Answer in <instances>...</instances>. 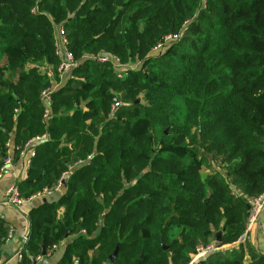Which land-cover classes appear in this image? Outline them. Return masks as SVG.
I'll list each match as a JSON object with an SVG mask.
<instances>
[{"label":"trees","instance_id":"16d2710c","mask_svg":"<svg viewBox=\"0 0 264 264\" xmlns=\"http://www.w3.org/2000/svg\"><path fill=\"white\" fill-rule=\"evenodd\" d=\"M55 26L75 61L141 67L84 60L43 121L61 76ZM43 133L19 195L65 184L29 210L18 264L70 237L56 264H189L209 244L227 247L194 264H264L238 242L264 191V0H0V165L8 141ZM8 231L0 218V246Z\"/></svg>","mask_w":264,"mask_h":264},{"label":"built area","instance_id":"2783aa9c","mask_svg":"<svg viewBox=\"0 0 264 264\" xmlns=\"http://www.w3.org/2000/svg\"><path fill=\"white\" fill-rule=\"evenodd\" d=\"M54 30H55L54 32L55 39H54L53 52H54V55L60 60L58 71L60 72L61 76L63 74L69 73L71 70L76 68L79 64H81L84 60H91V61H95L99 63H110L114 68H117V69H121L123 67L119 64V61L116 58H113L106 54L100 55V56L98 55V57L91 56V55L84 56L79 61H75L72 55L67 50V39H66V35L64 33L63 28L61 26H55ZM158 47L159 45L156 48ZM116 77L120 78L121 75L117 74ZM54 85L56 86V84ZM52 87L49 89H46L41 94V103L44 109L43 121H46L47 117L50 114V108H49L50 100H51L50 96H51V93L55 91V89H53ZM118 106H119L118 103H114L112 106V109L117 108ZM47 141H48V135L46 133L35 136L34 138L26 142L22 147L14 148L11 141H8L5 146L6 148L9 149V151L12 152V154L10 155L9 153V156L5 158L2 164L0 165V180L4 178L8 167L13 164V161H12L13 151L16 150L18 152V160L21 162L20 164L21 169H24L27 171V169L30 166L31 159L35 156L34 147L39 144H43ZM61 189H62V184L61 182H58L53 188H50V189L44 188L41 192L33 195L30 200L37 199V198L42 199L46 197H51L53 194L60 193ZM26 202H27L26 200L20 197L16 184L10 185L5 190L3 203L6 206L14 207L20 210V208L23 207V205ZM249 206H250V210H249V217L247 220V229H249L255 222H257L260 216L264 213V191L258 197L251 199L249 201ZM261 229L264 232V223ZM11 237H12V230L11 228H9L7 238L9 239ZM225 247L223 246L219 247L217 244L198 246L189 264H194L196 261L204 259L208 255L216 251L224 250ZM54 248L55 247H53L52 249ZM18 257L20 258V256Z\"/></svg>","mask_w":264,"mask_h":264},{"label":"crops","instance_id":"0c3cea01","mask_svg":"<svg viewBox=\"0 0 264 264\" xmlns=\"http://www.w3.org/2000/svg\"><path fill=\"white\" fill-rule=\"evenodd\" d=\"M10 155L12 154L9 151ZM21 162L18 160L8 167L7 172L2 180H0V218H2L12 230V237L5 239L0 246V264H18L21 259V252L26 241L29 222L28 212L30 209L37 207L42 199H32L27 201L23 207L19 209L6 206L4 202L5 190L12 184H17L24 180L26 170L21 169ZM63 186V185H62ZM63 189L60 193L53 194L48 200L56 201L62 195ZM264 223V213L260 216L249 229H246L245 238L247 243L245 248V261H250V254L264 255V232L261 227ZM70 237L67 242L61 243L59 246L51 250L50 254L39 258L34 264H56L62 257L66 245L73 240ZM20 256V258L18 257Z\"/></svg>","mask_w":264,"mask_h":264},{"label":"rangeland","instance_id":"374dc122","mask_svg":"<svg viewBox=\"0 0 264 264\" xmlns=\"http://www.w3.org/2000/svg\"><path fill=\"white\" fill-rule=\"evenodd\" d=\"M54 32H55V30H54ZM175 39L177 40L178 39V34L175 36V37H170V38H168V39H166L164 42H162L160 45H159V47L158 48H156L155 50H153L152 51V54H154V55H158V54H160L161 52H163V51H165L166 50V48L173 42V41H175ZM100 55H105V54H99V56ZM91 56H97L98 57V55H91ZM95 62V61H94ZM141 67V62H134V64H128V63H126V64H123V67L121 68V69H119V70H124V69H129V68H140ZM122 72H119V74H121ZM69 78H70V76L68 75L67 76V74H63L62 76H60L59 77V80L58 81H55L54 80V82H52L53 84H56V86L55 85H53V89H55V91H58V90H60L63 86H66L67 84H68V82H69ZM74 78H77L76 76L74 77ZM75 85V84H74ZM74 85H71V86H74ZM70 86V85H69ZM71 88H73V87H71ZM91 95H92V92L90 91V92H86V91H78L77 92V98H78V105L81 107V108H86L87 107V105H88V102L90 101V99H91ZM124 102H125V100H123ZM12 143V142H11ZM239 241V240H238ZM40 257H37L36 258V261L39 259Z\"/></svg>","mask_w":264,"mask_h":264},{"label":"water","instance_id":"95a60500","mask_svg":"<svg viewBox=\"0 0 264 264\" xmlns=\"http://www.w3.org/2000/svg\"><path fill=\"white\" fill-rule=\"evenodd\" d=\"M61 184L64 185L65 184V181H62ZM246 209H247V211L250 210L249 204L246 206ZM220 237H221V234L220 233L216 234L215 240H216L217 243H220ZM244 238H245V233L241 236V238L239 239L238 242H242ZM238 242H236V243H238ZM118 249H119V245H117L115 247L114 251L108 256V259L107 260H108L109 263H112L115 260L117 254H118ZM163 249L165 250L166 248L163 247ZM44 256H45V252H44V250H42L41 257H44Z\"/></svg>","mask_w":264,"mask_h":264}]
</instances>
